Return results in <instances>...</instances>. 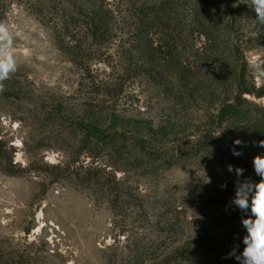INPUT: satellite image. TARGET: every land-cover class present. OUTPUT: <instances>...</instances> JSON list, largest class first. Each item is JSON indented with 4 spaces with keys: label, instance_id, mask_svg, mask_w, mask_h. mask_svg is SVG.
I'll return each instance as SVG.
<instances>
[{
    "label": "rangeland",
    "instance_id": "obj_1",
    "mask_svg": "<svg viewBox=\"0 0 264 264\" xmlns=\"http://www.w3.org/2000/svg\"><path fill=\"white\" fill-rule=\"evenodd\" d=\"M164 1L85 0L103 7L99 10L108 16L111 32L102 46L83 37L93 74L101 83L114 88L117 82L122 88L103 97L81 87L84 72L61 52L53 30L26 4L9 8L4 21L14 30L18 69L7 80H14L29 102L25 109L0 99V134L14 146L15 163L24 168L66 165L77 158L90 128L85 122L90 109L84 111L89 100L95 107L105 105L109 120H99V132L110 129L122 151L112 155L90 149L81 160L117 175L134 198L113 212L101 193L51 184L42 173L11 177L0 171V264H223L234 244L243 250L241 216L250 212L234 206L225 211L236 180L227 165L244 168V177L258 182L253 157L264 155L257 144L264 137L247 123L233 128L220 120L225 96H179L180 81L172 72L161 81L148 74L152 61L137 52L136 33L143 29L144 11ZM211 1L235 12L245 54L238 65L230 57V67L225 59L198 72L229 84L245 75L249 88H264L246 62L251 52L264 55V25L255 21L247 0ZM184 38L186 49L176 60L196 64L192 44L198 38L189 33ZM244 99L246 109L264 124V97ZM50 114H61L62 123ZM237 139L242 146L234 145ZM207 142L212 147L205 149ZM140 144L161 160H135ZM234 146L243 155L233 156ZM224 183L226 189L220 187ZM232 259L226 264H238Z\"/></svg>",
    "mask_w": 264,
    "mask_h": 264
},
{
    "label": "trees",
    "instance_id": "obj_2",
    "mask_svg": "<svg viewBox=\"0 0 264 264\" xmlns=\"http://www.w3.org/2000/svg\"><path fill=\"white\" fill-rule=\"evenodd\" d=\"M15 2L26 4L42 23L53 30L61 52L84 72L82 88L92 90L91 93H97L99 97L121 93L122 88L117 82L113 88L109 84L101 83L94 76L91 56H88L90 51L87 50L86 41L83 39L86 35L92 43L102 46L111 37L108 16L99 10L103 7H98L97 2L86 4L85 0H0V21L6 19L9 8ZM237 20L235 12L229 14V11L217 8L211 0H168L144 11L143 29L136 33L135 44L138 45L139 54L151 59L152 64L146 71L153 79L161 81L166 72H172L180 81L179 96H184L187 92L199 93L204 97L219 96L220 99L225 96L226 100L221 102L218 110L220 120L233 128L247 123L253 130L261 131L260 135L264 137V124L261 123L263 121L254 118V111L246 109L248 102L244 99V96L263 98L264 88H249L245 75L229 84L224 79L212 81L213 79L208 78L210 74L206 76L202 71L198 72L199 69L213 65L219 60L227 59L230 61V67V57L234 58L235 63L237 61V65L239 59L244 58L245 50ZM157 33L159 36L155 38ZM187 33L195 35L198 41L203 39V44L197 40L192 44L196 59L199 60L196 64L176 60L177 55L186 49L184 34ZM199 44L201 45L198 46ZM13 84L14 80L11 79L4 82L5 91L0 94V99L9 103L19 102L26 109L28 100L22 98L20 90L14 88ZM167 91L172 93L173 89L169 87ZM93 104L89 103V100L84 104L86 113L90 109L85 120L90 124V128L87 126V135L82 142L83 150H80L77 158H72L66 165L43 163L34 166V163L24 168L15 163L14 146L3 140L0 134V171L11 177L42 173L49 177L51 184L64 182L76 189L92 191L94 195L101 193L102 197L108 198L113 212L130 206L134 196L126 192L117 175L102 166L89 165L81 160V156L87 153L85 151L90 149H101L112 155L122 151L117 137L110 129L99 132V120L103 117L105 122L109 120L108 113L104 111L105 105L95 107ZM91 106L93 109L89 108ZM59 107L62 113L63 104L60 103ZM50 115L52 119L62 123L61 114ZM210 147L211 143L204 145L205 149ZM138 151L139 156H136L135 160L140 163L157 158L161 160L158 153L144 152V144L138 146ZM229 260L233 259H225L223 264Z\"/></svg>",
    "mask_w": 264,
    "mask_h": 264
},
{
    "label": "clouds",
    "instance_id": "obj_3",
    "mask_svg": "<svg viewBox=\"0 0 264 264\" xmlns=\"http://www.w3.org/2000/svg\"><path fill=\"white\" fill-rule=\"evenodd\" d=\"M247 4L256 13V22L264 25V0H247ZM248 68L253 77L258 78L260 85L264 86V55L251 52L246 57ZM18 69V58L14 48L13 27L0 21V94L5 91L4 82ZM239 139L234 141L235 146H242ZM258 146L264 148V140L257 142ZM231 149L233 156H241L243 152L237 147ZM254 172L260 177L258 182L251 178H245V169L239 166L227 165V171L234 173V195L225 206L227 212L230 207H235L241 213L250 214L241 216V224L246 234L243 235L240 244H234L223 259L234 258L238 264H264V155L253 157ZM210 178L208 183H210ZM222 189L227 184H221ZM254 217V218H253Z\"/></svg>",
    "mask_w": 264,
    "mask_h": 264
}]
</instances>
